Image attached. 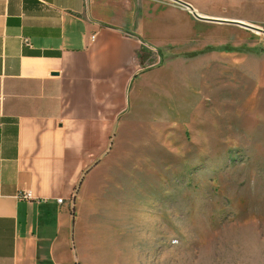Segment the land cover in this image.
<instances>
[{
	"label": "crops",
	"instance_id": "obj_1",
	"mask_svg": "<svg viewBox=\"0 0 264 264\" xmlns=\"http://www.w3.org/2000/svg\"><path fill=\"white\" fill-rule=\"evenodd\" d=\"M157 8L0 0V264H172L157 189L129 178L163 103L141 56L148 37L157 55Z\"/></svg>",
	"mask_w": 264,
	"mask_h": 264
},
{
	"label": "rangeland",
	"instance_id": "obj_2",
	"mask_svg": "<svg viewBox=\"0 0 264 264\" xmlns=\"http://www.w3.org/2000/svg\"><path fill=\"white\" fill-rule=\"evenodd\" d=\"M182 1L261 30L148 0L163 35L141 56L163 103H148L129 178L156 187L172 264H264V0Z\"/></svg>",
	"mask_w": 264,
	"mask_h": 264
},
{
	"label": "water",
	"instance_id": "obj_3",
	"mask_svg": "<svg viewBox=\"0 0 264 264\" xmlns=\"http://www.w3.org/2000/svg\"><path fill=\"white\" fill-rule=\"evenodd\" d=\"M174 1H176L179 4L183 5L187 9L193 10L192 5L189 4L188 2H185V1H182V0H174ZM193 16L198 18V19H201V20L232 23V24L240 25V26L255 30V31H260L261 30L259 27H256V26H254L252 24H249V23H246V22H243L242 20H239V19L216 18V17H212V16L200 15V14H197L196 12H193Z\"/></svg>",
	"mask_w": 264,
	"mask_h": 264
},
{
	"label": "built area",
	"instance_id": "obj_4",
	"mask_svg": "<svg viewBox=\"0 0 264 264\" xmlns=\"http://www.w3.org/2000/svg\"><path fill=\"white\" fill-rule=\"evenodd\" d=\"M155 53V52H154ZM18 197L22 198V199H31L32 198V195H31V192L28 191V190H23V191H20L18 193ZM56 202L57 203H61L62 202V199L59 197V198H56ZM69 204H70V201H69Z\"/></svg>",
	"mask_w": 264,
	"mask_h": 264
},
{
	"label": "bare ground",
	"instance_id": "obj_5",
	"mask_svg": "<svg viewBox=\"0 0 264 264\" xmlns=\"http://www.w3.org/2000/svg\"><path fill=\"white\" fill-rule=\"evenodd\" d=\"M187 9V8H186ZM188 12H190L193 15L194 10L187 9Z\"/></svg>",
	"mask_w": 264,
	"mask_h": 264
}]
</instances>
